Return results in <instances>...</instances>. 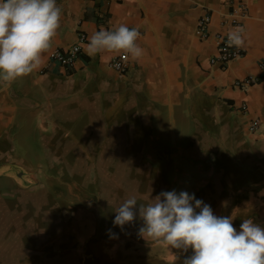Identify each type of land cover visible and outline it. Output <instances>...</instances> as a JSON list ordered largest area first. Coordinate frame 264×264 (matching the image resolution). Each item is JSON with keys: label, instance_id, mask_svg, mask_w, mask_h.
Instances as JSON below:
<instances>
[{"label": "rangeland", "instance_id": "1", "mask_svg": "<svg viewBox=\"0 0 264 264\" xmlns=\"http://www.w3.org/2000/svg\"><path fill=\"white\" fill-rule=\"evenodd\" d=\"M119 93L89 78L0 141V264H183L191 249L141 237L139 216L113 224L126 199L138 209L165 190L195 193L237 230L264 226V157L248 163L238 117L205 102L169 116Z\"/></svg>", "mask_w": 264, "mask_h": 264}, {"label": "crops", "instance_id": "2", "mask_svg": "<svg viewBox=\"0 0 264 264\" xmlns=\"http://www.w3.org/2000/svg\"><path fill=\"white\" fill-rule=\"evenodd\" d=\"M241 1L249 7L240 32L245 53L222 68L211 58L218 53L215 34L235 31L231 22L236 14L229 0H57L62 10L60 26L38 68L10 84L0 81V141L14 140L13 130L27 124L33 110L41 108L47 116V109L57 108L60 98L79 91L90 78L110 91L119 85L118 97L137 91L169 116L186 109L189 114L203 102L205 108L233 113L249 136L248 163L259 165L257 158L264 157V0ZM205 15L211 17L208 38L197 30L198 20ZM120 24L139 29L137 43L143 55L138 60L125 51L94 56L85 51L91 34ZM77 44L82 51L75 67L67 69L53 60L57 50ZM123 55L126 74L109 66L113 58ZM247 76L257 81L246 89L236 86ZM243 104L248 106L246 114L239 110ZM252 119L260 122L254 133L248 131Z\"/></svg>", "mask_w": 264, "mask_h": 264}, {"label": "clouds", "instance_id": "3", "mask_svg": "<svg viewBox=\"0 0 264 264\" xmlns=\"http://www.w3.org/2000/svg\"><path fill=\"white\" fill-rule=\"evenodd\" d=\"M61 15L57 0H0V81L10 84L38 68ZM139 35L138 28L126 24L100 28L90 35L85 51L93 56L125 51L138 60L143 55ZM228 43L240 46L242 35L229 32ZM137 204L135 197L120 204L113 224L123 229L139 216L141 237L162 240L184 252L191 249L183 264H264V226L251 218L244 219L237 230L231 216L216 215L211 205L188 191L165 190L155 203L139 204L138 209Z\"/></svg>", "mask_w": 264, "mask_h": 264}, {"label": "built area", "instance_id": "4", "mask_svg": "<svg viewBox=\"0 0 264 264\" xmlns=\"http://www.w3.org/2000/svg\"><path fill=\"white\" fill-rule=\"evenodd\" d=\"M231 6L233 7V11L236 14V17L232 20L231 24L234 27L235 31L240 33L243 29V21L242 18L247 16L249 13V7L246 3L242 2L241 0H229ZM197 30L203 38H208L211 33V17L210 15H205L200 17L198 20ZM228 34L226 33H216L215 38L218 40V53L217 55L211 58V63L219 64L222 68L226 67L230 62L235 59H238L244 55V49L240 46L236 45H229L228 43ZM86 36H82V40L84 41ZM82 45L77 44L72 48L62 51L57 50L53 54V60L61 64L63 67L67 69H72L76 66V63L81 55ZM126 57L117 56L113 58L109 62V66L114 68L121 74H126L128 71V66L125 61ZM264 70V64H263ZM257 80L255 77L247 76L244 80H238L235 84L236 86L248 88ZM241 113L246 114L248 110L247 104H243L239 107ZM259 120L252 119L248 125V131L250 133H254L260 126Z\"/></svg>", "mask_w": 264, "mask_h": 264}]
</instances>
